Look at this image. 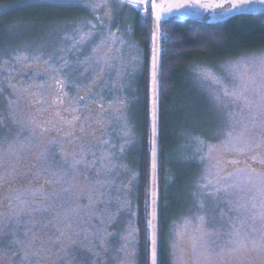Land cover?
Masks as SVG:
<instances>
[{"label":"rangeland","instance_id":"374dc122","mask_svg":"<svg viewBox=\"0 0 264 264\" xmlns=\"http://www.w3.org/2000/svg\"><path fill=\"white\" fill-rule=\"evenodd\" d=\"M18 3L80 6L90 18L71 27L28 28L30 36L14 47L0 40V264H112V257L113 264H137L133 198L139 176L123 161L135 139L131 96L124 90L129 75L141 71L143 58L129 39L113 35L112 25L118 18L129 21L137 10L147 17L148 5L21 0L13 6ZM13 6L0 4V15ZM232 65L246 78L242 99L224 95V86L232 91L236 84ZM191 76L208 115L198 121L186 110L189 134L180 135L175 155L197 164L198 171L194 186L186 168L178 170L185 174L181 183L175 171L166 184L167 264H264V252L253 251L264 240V111L259 107L264 51L216 68L197 65ZM67 81H76L77 99L89 106L73 128L61 126L57 115L67 102ZM108 90L113 99H107ZM198 99L191 97L190 107ZM205 125L214 143L194 137ZM187 198L191 202L183 208ZM233 226L244 246L233 243ZM61 232L65 246L68 236L76 241L67 254L52 243ZM33 234L42 238L43 249L39 240L30 244ZM82 248L92 249L87 250L91 259Z\"/></svg>","mask_w":264,"mask_h":264},{"label":"trees","instance_id":"16d2710c","mask_svg":"<svg viewBox=\"0 0 264 264\" xmlns=\"http://www.w3.org/2000/svg\"><path fill=\"white\" fill-rule=\"evenodd\" d=\"M20 1L0 0V4L11 3L13 6V3ZM17 5L0 15V40L2 42L9 41V44H13L9 46L13 47L22 42L26 36H30L28 35V28L41 30L47 27L56 29L62 25L71 27L83 19L90 18L88 11L80 6L60 7L39 3L27 5L18 3ZM114 21L112 26L117 28H113V35L129 39V43L140 50L143 58L141 71L129 75L128 84L126 90H124L125 96L128 98L131 96L128 114L129 121L135 130V139L132 140L131 146L128 145L123 161L126 160L128 166L131 164L138 171V183L133 198L136 213L134 220L138 237L136 261L137 264H148L151 19L150 13L143 18L137 10L136 13H132V19L129 21L120 18ZM123 24L126 27L119 31ZM25 29H28L27 33L23 31ZM160 29L158 264H167L163 247V232L171 220L168 219L166 222V219H164L166 216L163 207L164 198L166 197V184H168L169 177L172 176L171 172L174 173L175 171V176L176 173L178 175L177 182L178 184L181 183L185 179V174L183 175L178 170L186 168L190 172L189 176H186L190 182L189 185L194 186L195 175L198 171L197 164L182 163L175 155L182 134L185 136L189 134L187 126L191 122L187 123L186 121V110L189 107L198 121L203 120L208 115V106H206L204 96L198 90L191 72L193 67L197 65L216 68L238 57L263 52L264 15L236 17L211 26L172 19L162 23ZM11 35H13V39H9ZM191 97H194V99L195 97L199 98L200 101H198L199 103L195 102L190 107ZM133 99L135 104L132 101ZM196 129L193 132L194 137H200L207 142L213 140L206 134V125ZM214 142L215 140H213ZM187 200H183V208L185 203L189 204L191 202L190 199L187 198ZM201 209L198 208L196 212L201 213L202 211H199ZM124 211L130 219V210L126 209ZM81 250V253L84 252L89 259L92 258V255L86 249L82 248ZM111 263H114L113 257Z\"/></svg>","mask_w":264,"mask_h":264},{"label":"water","instance_id":"95a60500","mask_svg":"<svg viewBox=\"0 0 264 264\" xmlns=\"http://www.w3.org/2000/svg\"><path fill=\"white\" fill-rule=\"evenodd\" d=\"M125 3L141 6L147 5L150 10L151 36H150V104H149V174H148V221L152 220L154 228L148 226V264H152V235L156 238V264H158V232H159V151H160V123H159V89H160V36L162 23L172 19H180L202 25H216L230 19L241 16L264 15V3L260 0H251L244 3L243 0H199L192 3L189 0L184 7L173 9L170 13H161V18L157 21L153 10V3H173L175 0H122ZM184 3V0H179ZM209 5L204 8L200 5ZM235 5V7H233ZM157 33L156 39L153 34ZM156 56V85L153 88L152 71L153 56ZM153 151L155 154H153ZM155 194V195H153ZM154 213V217H153Z\"/></svg>","mask_w":264,"mask_h":264},{"label":"snow or ice","instance_id":"6c2138e0","mask_svg":"<svg viewBox=\"0 0 264 264\" xmlns=\"http://www.w3.org/2000/svg\"><path fill=\"white\" fill-rule=\"evenodd\" d=\"M189 0H184V3L179 2V0H175V2L173 3H153L152 4V10L153 13L157 19V21L160 20L161 18V13H170L173 9H178V8H182L185 6L186 3H188ZM192 3H198L199 0H191ZM244 3H250L251 0H243ZM261 3H264V0H260ZM201 7L207 8L209 7V5H200ZM233 7H235V5H233ZM157 36V33L153 34V39L155 40ZM232 72L230 74L233 75V79L236 81V84L234 85L232 91H229L227 86H224V95L226 96H232L235 99H242L244 98V90L247 89V82H246V78L244 76L243 73H239L236 71L237 69V65H232ZM217 82H220L219 78H217ZM152 83H153V88L155 89V85H156V56L154 53L153 56V71H152ZM246 99V98H245ZM260 100H261V104H260V108L262 111H264V86L261 87V92H260ZM57 115H59V113H57ZM69 135H71V133H69ZM244 136V132H241L240 138L243 139ZM153 154H155V152L153 151ZM261 193L264 194V188L261 189ZM155 195V194H153ZM201 207H203V204H201ZM153 217H154V213H153ZM200 219L203 221L204 217L201 216ZM148 226L149 228H154L153 222L152 220H149L148 222ZM234 231H233V243H237L238 245L244 246L243 244V240L239 239L240 237V231L239 229H237L235 226H233ZM27 235V233H25ZM65 236L64 232L60 233V236H58L56 238V240H53L52 243L53 244H57L60 243L61 244V250L65 252V254H67V249L69 247H71L73 244L76 243L75 240H72V238L70 236H68L66 239L70 241V243L65 246L63 241L61 240V237ZM40 241V248L43 249L45 244L44 241L42 240V238L36 236L35 234H33L32 239L30 241V244H35L37 241ZM103 238H101V245L103 246ZM16 243H20V241H16ZM207 245V242H205V246ZM172 255L175 256V251H176V244H173L172 246ZM88 251H91V248L87 249ZM260 251V252H264V240H261V242L259 244H254L253 247V251ZM96 255H98V253H96ZM151 256H152V264H156V256H157V251H156V238L155 235H152V249H151Z\"/></svg>","mask_w":264,"mask_h":264},{"label":"flooded vegetation","instance_id":"af4514ba","mask_svg":"<svg viewBox=\"0 0 264 264\" xmlns=\"http://www.w3.org/2000/svg\"><path fill=\"white\" fill-rule=\"evenodd\" d=\"M63 74V73H61ZM64 75V74H63ZM76 81H67L66 86L64 87V93L67 96V102L61 103V106L58 109V119L61 118V126L63 127H70L73 128L72 125L76 124L79 125L82 121L81 114L86 110L89 109L83 100H78L75 94V86ZM104 85H107L104 83ZM104 92V89H103ZM114 94V93H113ZM107 99H113L112 91L108 90L106 93ZM71 98L72 100H68ZM106 100V98H105ZM66 122H65V121Z\"/></svg>","mask_w":264,"mask_h":264}]
</instances>
